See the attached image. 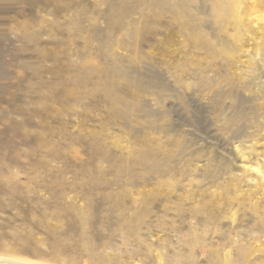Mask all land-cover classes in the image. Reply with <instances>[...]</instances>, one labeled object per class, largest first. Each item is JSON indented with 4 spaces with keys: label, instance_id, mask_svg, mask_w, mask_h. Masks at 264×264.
<instances>
[{
    "label": "rangeland",
    "instance_id": "obj_1",
    "mask_svg": "<svg viewBox=\"0 0 264 264\" xmlns=\"http://www.w3.org/2000/svg\"><path fill=\"white\" fill-rule=\"evenodd\" d=\"M215 6L0 0V264H264V0L233 63Z\"/></svg>",
    "mask_w": 264,
    "mask_h": 264
},
{
    "label": "bare ground",
    "instance_id": "obj_2",
    "mask_svg": "<svg viewBox=\"0 0 264 264\" xmlns=\"http://www.w3.org/2000/svg\"><path fill=\"white\" fill-rule=\"evenodd\" d=\"M211 1H212V3H214L216 5L214 7V9L215 8L217 9V10H215L217 12V14L215 16H213L214 22L218 26L217 32L218 31L220 32L221 29L224 32L227 31V33H228L229 29L230 30H237L235 34H229L228 37H225L224 39L220 38V36H222V35L219 34L218 35L219 37L216 38L215 45H217L220 50H217L215 52L220 51L219 55L221 56V58L223 60L228 59L232 63L234 61L236 62V60H235L236 50L243 52V50L241 49L242 47H241V45H239L238 42L242 39L241 29H243V27H245V20H247V19H245V17H247L245 15L251 16L256 12L254 9H252V7H255V1L256 0L250 1L251 6H249L250 8L248 11L243 10L244 9V7H243L244 0H211ZM245 3H247V2H245ZM244 12H246L245 15H244ZM258 18L264 19V14H262L261 16H259V14L252 16L251 21L258 19ZM196 29L198 30L197 26H196ZM199 46L202 48H205L206 46L210 47V45L205 43V42L200 43ZM212 49H215V48L212 47ZM263 53H264V43H263V46L260 47V51H259V54H263ZM216 59H217V56H216ZM222 63H223V61H222ZM211 64H209V65H211ZM220 64H221V62H220ZM257 173L260 176V178L263 179L262 175L264 174V172L261 168L257 169ZM254 210H257V209L255 208ZM262 227H264V225ZM251 254H252V252L245 254L241 249H238V250H236V256H235L236 258H234V259L231 258L230 255L226 254L224 259L221 260V257H219L218 254H216V255H213L212 260H210V258H208L207 262H211L214 264H234V263H236V261H234V260H237V261H239V264H247V262L249 260L248 257ZM205 258H207V257H205Z\"/></svg>",
    "mask_w": 264,
    "mask_h": 264
}]
</instances>
